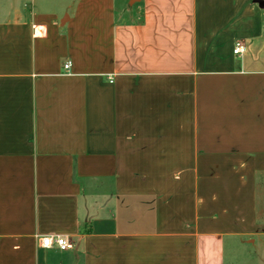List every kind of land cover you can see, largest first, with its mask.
Wrapping results in <instances>:
<instances>
[{"label":"crops","instance_id":"1","mask_svg":"<svg viewBox=\"0 0 264 264\" xmlns=\"http://www.w3.org/2000/svg\"><path fill=\"white\" fill-rule=\"evenodd\" d=\"M130 3L0 0V264H264V8Z\"/></svg>","mask_w":264,"mask_h":264},{"label":"built area","instance_id":"2","mask_svg":"<svg viewBox=\"0 0 264 264\" xmlns=\"http://www.w3.org/2000/svg\"><path fill=\"white\" fill-rule=\"evenodd\" d=\"M244 53V47L241 43L236 44L234 54L241 56ZM66 69L69 68V64L66 65ZM41 246L44 248L57 247L61 251H69L74 249V244L64 236H45L39 237Z\"/></svg>","mask_w":264,"mask_h":264},{"label":"water","instance_id":"3","mask_svg":"<svg viewBox=\"0 0 264 264\" xmlns=\"http://www.w3.org/2000/svg\"><path fill=\"white\" fill-rule=\"evenodd\" d=\"M138 0H131V5L134 4ZM255 3L260 6V8H264V1L263 0H255Z\"/></svg>","mask_w":264,"mask_h":264},{"label":"rangeland","instance_id":"4","mask_svg":"<svg viewBox=\"0 0 264 264\" xmlns=\"http://www.w3.org/2000/svg\"><path fill=\"white\" fill-rule=\"evenodd\" d=\"M131 0H128V2L130 3Z\"/></svg>","mask_w":264,"mask_h":264}]
</instances>
